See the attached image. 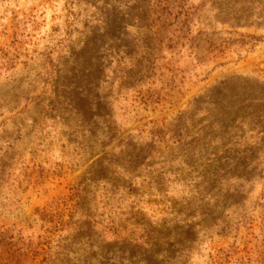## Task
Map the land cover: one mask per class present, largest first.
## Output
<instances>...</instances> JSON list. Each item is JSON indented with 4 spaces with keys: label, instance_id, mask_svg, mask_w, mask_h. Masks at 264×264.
Segmentation results:
<instances>
[{
    "label": "rangeland",
    "instance_id": "obj_1",
    "mask_svg": "<svg viewBox=\"0 0 264 264\" xmlns=\"http://www.w3.org/2000/svg\"><path fill=\"white\" fill-rule=\"evenodd\" d=\"M0 264H264V0H0Z\"/></svg>",
    "mask_w": 264,
    "mask_h": 264
},
{
    "label": "trees",
    "instance_id": "obj_2",
    "mask_svg": "<svg viewBox=\"0 0 264 264\" xmlns=\"http://www.w3.org/2000/svg\"><path fill=\"white\" fill-rule=\"evenodd\" d=\"M87 46H88L87 48L90 47V45H87ZM90 61H91V58H90ZM75 68L76 67L73 64V68L71 70H73ZM76 72L78 74L77 77H78L79 80H81V81H83L85 79L88 80V81L90 80V76H91V73H92L91 67L86 65L85 63H84L83 66L79 65V67H77V69H76ZM63 90L64 91L67 90V94L69 96H72V95L84 96V93H88V91H86L84 87H80L79 88L78 84L76 82L75 83H71V82L68 83L67 85L64 86ZM64 91L61 92V96H58V97H55V98L62 99V103H65L64 106H65L66 110H68V111H70L72 113L74 111L73 108H74L75 104H74V102L69 100V98L64 94ZM220 117H221L220 114L215 116L214 117L215 120H211V122L209 123L207 128L208 129L218 128V123H219V118ZM207 133L208 134L205 133V134H202V135L200 133L202 139L209 138V140H210L212 138L213 134L209 130H207ZM200 147L201 146H197V149H196V147L193 148V149L188 148V150L185 152V154H187L188 156L189 155L193 156L195 154V151H197V153L199 155L203 151V149L205 148V147H202V148H200ZM120 148H121V151L118 152V155H117L118 156L117 160H118L119 163H123V164H126V165H131V164L137 163L138 155L134 158L131 154L128 153V150L126 148L123 150L122 146H121V147H119V150H120ZM181 152H184V150L179 151V153H181ZM113 155H114V152H111L110 156L113 157ZM212 156L214 158L213 160L210 161L212 164H220L219 161H222V160H229V161L231 160L230 155L226 156L225 153H222V152H215V153L212 154ZM113 166H114L113 162L109 164L110 168L113 167ZM131 168L132 167H129V170ZM122 169L124 171L128 170V168H126V167L125 168L122 167ZM219 173H220V169L218 168V166H215L214 170L212 172L207 171V170L202 172V176H201V179H200V181L202 180L201 181L202 182L201 188L204 189L210 182L211 183H218V181H219V179H218ZM90 179H92V177Z\"/></svg>",
    "mask_w": 264,
    "mask_h": 264
}]
</instances>
